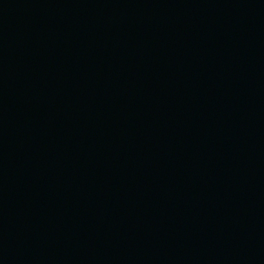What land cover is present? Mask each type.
Masks as SVG:
<instances>
[{
	"label": "water",
	"instance_id": "water-1",
	"mask_svg": "<svg viewBox=\"0 0 264 264\" xmlns=\"http://www.w3.org/2000/svg\"><path fill=\"white\" fill-rule=\"evenodd\" d=\"M264 253V0H0V264Z\"/></svg>",
	"mask_w": 264,
	"mask_h": 264
}]
</instances>
